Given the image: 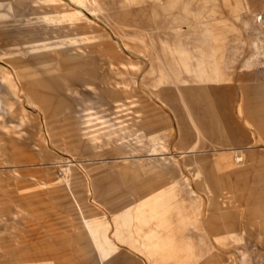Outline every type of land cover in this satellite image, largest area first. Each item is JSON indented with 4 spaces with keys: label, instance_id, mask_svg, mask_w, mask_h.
Returning <instances> with one entry per match:
<instances>
[{
    "label": "rangeland",
    "instance_id": "1",
    "mask_svg": "<svg viewBox=\"0 0 264 264\" xmlns=\"http://www.w3.org/2000/svg\"><path fill=\"white\" fill-rule=\"evenodd\" d=\"M263 13L0 0V264H264Z\"/></svg>",
    "mask_w": 264,
    "mask_h": 264
},
{
    "label": "crops",
    "instance_id": "2",
    "mask_svg": "<svg viewBox=\"0 0 264 264\" xmlns=\"http://www.w3.org/2000/svg\"><path fill=\"white\" fill-rule=\"evenodd\" d=\"M152 6L156 7V6H161V4L159 2H152ZM172 29H175L177 32L181 31V26H174L172 27ZM129 62L126 63H120L121 65H123L124 67H126V70L131 71L127 66ZM139 69H137L138 71ZM136 71V72H137ZM133 72V71H131ZM261 80L264 83V67H261ZM135 231L136 230H140L141 228H139L138 226L133 225ZM137 234V233H136ZM137 236V235H136ZM93 239L92 242L101 249V252L105 253V249L102 247V241H96V237L94 238V236H92ZM143 238L148 239L149 236L148 235H144ZM142 244V252L145 255V257H147V259L151 262V264H158L159 261L161 260V258L163 256H165V254L169 251L170 247H171V241H141Z\"/></svg>",
    "mask_w": 264,
    "mask_h": 264
},
{
    "label": "built area",
    "instance_id": "3",
    "mask_svg": "<svg viewBox=\"0 0 264 264\" xmlns=\"http://www.w3.org/2000/svg\"><path fill=\"white\" fill-rule=\"evenodd\" d=\"M253 22L257 27H264V13L253 17Z\"/></svg>",
    "mask_w": 264,
    "mask_h": 264
}]
</instances>
